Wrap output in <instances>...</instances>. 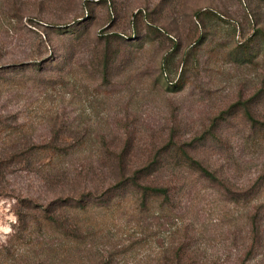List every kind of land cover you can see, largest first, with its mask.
I'll use <instances>...</instances> for the list:
<instances>
[{"label":"rangeland","instance_id":"374dc122","mask_svg":"<svg viewBox=\"0 0 264 264\" xmlns=\"http://www.w3.org/2000/svg\"><path fill=\"white\" fill-rule=\"evenodd\" d=\"M260 28L264 0H0V117L9 126L0 138V264L103 256L164 264L178 246L195 264H264V131L247 139L239 103L255 96L264 120ZM171 140L223 183L164 168L151 179L174 187L172 212L157 202L138 215L99 209L95 235L76 247L18 230V196L46 202L107 183L111 151L126 148L125 163L137 167ZM41 144L74 151L64 160L68 177L49 179L43 164L10 156ZM80 171L93 178L75 181Z\"/></svg>","mask_w":264,"mask_h":264},{"label":"trees","instance_id":"16d2710c","mask_svg":"<svg viewBox=\"0 0 264 264\" xmlns=\"http://www.w3.org/2000/svg\"><path fill=\"white\" fill-rule=\"evenodd\" d=\"M196 15H199V12ZM257 31L263 35L261 47L264 48V31L262 28L257 29ZM107 56L108 54H105L101 60L103 74L106 77L109 75L110 70V61ZM35 68L36 72L40 71L39 64H36ZM254 97L252 96L244 102H239L244 108L245 120L249 123L252 130L247 139L254 138V134L264 131V120L259 119L253 111L252 103L255 101ZM8 127L0 117V138ZM219 137L220 134L216 131H210L209 138L219 141ZM170 142L172 143L167 144L165 148L151 155L148 158L149 160L137 167H129L125 163V153H128L126 148H122L119 151H111L112 153H117V162L114 165L116 169L115 175L107 183L103 182L101 185L86 186L80 190L75 189L74 192L57 195L46 202H40L33 197L18 196V204L20 206L16 209L17 222H19L18 230L24 231V237L32 235L36 229L45 230L50 233L49 235L59 239L62 242V247L70 248V245L76 247L84 239L95 235L92 234L96 232L93 219L99 209L100 211H112V213L119 211L123 213V210L126 209L138 215L148 213L152 208V202H157L161 204L164 210L172 212L169 205L172 200L174 187L170 183H154L151 179V176L161 173L164 168L165 170L169 169L172 173L187 169L211 183H223L216 171L204 165L182 143H175L173 140ZM73 152L67 148L63 149L58 146L52 147L41 144L22 151L14 150L10 156L13 159L25 160L28 165L34 164V160L35 163L43 164L46 176L51 179L58 173L64 174L63 177H68L71 168L68 167L70 165L64 160ZM101 153L102 151L99 152V154ZM168 158L175 161L172 163L167 160ZM1 169L2 164L0 163V176L4 174ZM90 174V171L88 173L80 171L78 176L75 177V181L78 177H84V180L87 181L93 178ZM238 199L240 198H234V200ZM252 233H259L256 218L252 221ZM185 248L183 246L171 248L170 250L174 252L173 258L170 259V262L164 263L163 260L162 263L195 264L191 258L182 259ZM185 255L187 256V254ZM99 259L96 264H109L106 256ZM61 264L76 263L61 261Z\"/></svg>","mask_w":264,"mask_h":264},{"label":"clouds","instance_id":"9594fccd","mask_svg":"<svg viewBox=\"0 0 264 264\" xmlns=\"http://www.w3.org/2000/svg\"><path fill=\"white\" fill-rule=\"evenodd\" d=\"M4 239V237L3 236H0V240H3Z\"/></svg>","mask_w":264,"mask_h":264}]
</instances>
